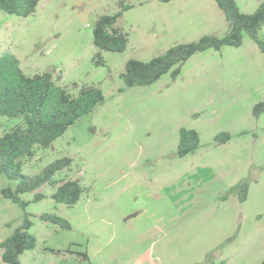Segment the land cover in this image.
Masks as SVG:
<instances>
[{
    "label": "rangeland",
    "instance_id": "374dc122",
    "mask_svg": "<svg viewBox=\"0 0 264 264\" xmlns=\"http://www.w3.org/2000/svg\"><path fill=\"white\" fill-rule=\"evenodd\" d=\"M235 1L249 13L264 0ZM117 11L115 26L126 34V47L99 50L95 21ZM228 29L214 0H39L24 17L0 11V55H15L28 75L50 72L71 95L98 85L104 96L48 146L36 148L21 169L32 175L55 159L71 158L54 177L79 180L83 192L74 204L55 202L45 184L35 191L44 194L38 201H32L35 192L20 194L28 202L22 207L1 195L17 180L0 174V241L25 212L36 238L18 264H59L73 254L52 255L44 247L65 242V249L67 240L87 251L88 260L77 264L264 259V111L253 114L264 102V52L244 35L238 46L192 55L175 78L166 73L128 87L120 77L130 58L148 60L176 43ZM18 121L0 115V133ZM181 127L199 135L198 147L185 156L177 154ZM220 133L229 138L218 142ZM41 212L65 218L71 229L56 232L39 219ZM0 264H7L1 256Z\"/></svg>",
    "mask_w": 264,
    "mask_h": 264
},
{
    "label": "trees",
    "instance_id": "16d2710c",
    "mask_svg": "<svg viewBox=\"0 0 264 264\" xmlns=\"http://www.w3.org/2000/svg\"><path fill=\"white\" fill-rule=\"evenodd\" d=\"M38 1L0 0V11L24 17L35 10ZM214 1L222 10L229 25L224 35L204 34L195 41L176 43L148 60L130 58L120 74L123 83L128 87L148 85L166 73L175 78L182 65L192 55L207 49L218 50L226 45L238 46L244 35H248L257 48L264 52V37L259 35V30L264 25V1L249 13L240 11L235 0ZM130 6L122 4L121 9ZM120 13L117 11L114 14H101L96 19L93 27V44L97 49L113 52L125 49L127 36L115 26ZM103 99V92L98 85L82 86L76 95H71L58 84L50 72L28 75L21 69L15 55L9 52L0 55V115L19 118L16 124L0 133V174L8 179L17 180L14 189L10 186L1 188V195L25 207L28 202L22 200L20 194L35 192L48 184L53 188L51 198L55 202L74 204L83 192L79 180L73 178L57 180L54 177L57 172L70 165L71 158L64 156L55 159L32 175L23 174L21 169L25 161L33 156L36 148L48 146ZM262 111L264 102H258L253 106L254 115ZM228 138V133L215 136L218 142H224ZM198 145L199 135L196 130L184 127L179 129L177 143L179 156L193 152ZM43 197V193L35 192L32 201H38ZM38 217L41 221L55 225L57 230L71 229L70 222L55 213L41 212ZM31 225L30 214L25 212L21 224L0 241V256L4 263L18 264L21 254L35 248L36 238L29 231ZM65 251L81 260L88 259L85 251ZM257 264H264V259Z\"/></svg>",
    "mask_w": 264,
    "mask_h": 264
},
{
    "label": "crops",
    "instance_id": "0c3cea01",
    "mask_svg": "<svg viewBox=\"0 0 264 264\" xmlns=\"http://www.w3.org/2000/svg\"><path fill=\"white\" fill-rule=\"evenodd\" d=\"M60 230H57L56 232H59ZM62 244H65L64 243H56V244H52V245H47L44 247V249L47 251V252H50L52 255H58V254H61L62 252H64V250H69V251H74V252H82V251H86L85 247L83 249H81V246H82V243H79V242H76V241H71V240H67V243L65 246V249H60V247L62 246ZM49 246V247H48ZM59 250V251H58ZM88 255V254H87ZM61 256V255H60ZM88 260V259H86ZM86 260H81L80 258L76 257V256H61L59 261L60 263L59 264H68L69 262H72V264H77V263H81V262H78V261H86ZM54 264V263H52Z\"/></svg>",
    "mask_w": 264,
    "mask_h": 264
}]
</instances>
